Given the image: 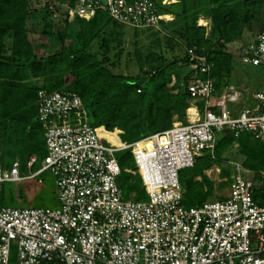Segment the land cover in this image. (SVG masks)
Wrapping results in <instances>:
<instances>
[{"label": "built area", "instance_id": "built-area-1", "mask_svg": "<svg viewBox=\"0 0 264 264\" xmlns=\"http://www.w3.org/2000/svg\"><path fill=\"white\" fill-rule=\"evenodd\" d=\"M174 1L72 0L67 20L89 21L103 12L120 26L161 32L160 22L170 23L173 16L157 9ZM234 56L241 65L261 70L248 101L232 85L217 94L212 65L188 49L186 90L193 113L186 123L174 121L170 130L132 144L121 142V131L119 146L100 136L98 130L104 128L89 125L77 95L38 90L45 157L29 176L21 175L18 162L4 170L0 138V185L48 172L58 207H0V264H10L13 247L15 264H264V204L254 200L257 193L264 198V173L255 178L229 162L225 197L191 208L182 203L179 173L204 154L213 158L216 134L228 131L238 138L244 133L264 143V33L240 45ZM147 140L149 148L136 149ZM124 150L134 163L124 173L138 176L145 200H134V192L128 200L123 197L115 155ZM35 161V156L29 158V171ZM210 171L205 172L208 178Z\"/></svg>", "mask_w": 264, "mask_h": 264}, {"label": "trees", "instance_id": "trees-1", "mask_svg": "<svg viewBox=\"0 0 264 264\" xmlns=\"http://www.w3.org/2000/svg\"><path fill=\"white\" fill-rule=\"evenodd\" d=\"M31 1L0 0V138L4 170L15 162L26 165L29 158L35 156L30 171H37L45 157L43 131L37 121L38 90L77 95L91 127H102L112 133L121 131L123 142L132 144L170 130L174 118L186 123L185 112L189 108L186 90L189 73L183 72L187 68L186 50L206 56L212 65L210 77L215 92L219 94L226 86L239 83L233 75L237 60L227 51V46L242 40L243 34L252 27L257 34L264 33V0H177L175 4L159 6L157 11L173 16L170 23L160 22L166 48L173 51L181 46L184 55L169 59L161 51L149 50L142 54L136 49L134 55L140 76L116 75L111 71L115 62L107 54L111 43H120L122 26L103 12H97L89 21L75 18L69 22L66 10L72 7V0H48L44 10L32 9ZM49 6L55 10L64 6L62 27H54L52 12L47 10ZM201 17L210 22L208 33L196 25ZM28 24L38 27L48 38L50 46L46 57L35 54ZM156 41L161 48L160 39ZM96 43H99L101 57L91 51ZM253 69L260 74L259 68ZM142 78L146 79L139 85ZM233 144L241 159L239 164L245 170L252 172L255 178L264 173V143L253 140L248 134L234 138L228 131L220 132L216 134L213 158L204 154L191 168L179 173L184 207L200 206L212 196L213 183L205 172L213 166L220 169L221 179H227L220 182L218 188L228 186L231 169L226 154ZM115 157L121 169L117 182L122 193L134 192V200H145L138 176L124 173L134 164L129 150L119 151ZM32 180L37 185L42 184L37 178L27 181ZM17 187L25 191L30 188L20 187L18 183L0 185V207L23 199L24 192L20 195ZM254 200L264 204L259 193ZM15 261L13 247L10 264Z\"/></svg>", "mask_w": 264, "mask_h": 264}, {"label": "rangeland", "instance_id": "rangeland-1", "mask_svg": "<svg viewBox=\"0 0 264 264\" xmlns=\"http://www.w3.org/2000/svg\"><path fill=\"white\" fill-rule=\"evenodd\" d=\"M47 3H48V0H32L31 8L35 10H44L46 8ZM47 10L52 12L53 23L55 25L54 27L55 28L62 27L63 20L65 19L63 15L64 6L60 7L59 10H55V8L49 6ZM200 19L203 20L206 33H208L209 27H210L209 20L205 19L204 17L199 18L196 22V25L198 27L203 26V25L202 26L199 25ZM28 27L31 31V33L29 34V40L34 48L35 54L38 57H42V58L46 57L48 55V50L50 46L48 38L43 36L40 33V29L38 27H35L34 25H31V24H28ZM122 27L123 28H121L120 31L123 35L119 37L120 43H115V42L111 43L109 46L108 54H107L110 60L115 62V67H112L111 71L116 75H125V76H132V77L140 76L138 66L136 63V58L134 55L136 49L140 50L142 54H146L149 50L157 52V53L161 51L166 56H168L169 59L171 57H182L184 55V49L181 46L175 47L173 51L166 48L164 40L162 39V37L165 36V34L162 31L160 32L161 35L157 36L155 32L159 33V31H154L153 29H143V30L134 29L133 30L128 27H124V26ZM256 35H257V31L255 27H252L251 31L250 30L246 31L243 34L242 40L237 41L233 44H229L227 46V51L232 53L234 56L240 45L252 40ZM157 38H159L162 43L161 48L158 47V44L156 41ZM8 46H9V43H6V47ZM98 47H99V43L98 44L96 43L95 45L91 47V51L98 53L100 56V51ZM150 47L152 48L150 49ZM114 56H118V58L116 59V57ZM234 58L237 60V57L234 56ZM237 62L235 64V71L233 72V75L234 77L237 78L239 83L238 84L233 83V86H235V88H237L241 92L243 98L245 99L250 94L249 93L250 89L254 87V86L252 87V84L254 82L256 83V81H259V79L261 78V75L258 74V71L253 69L252 67L239 66ZM186 71H187V68H184L183 72H186ZM244 76L247 77V79L249 80H245L246 78ZM119 139L121 140V142H123L122 137H119ZM226 157L228 158V166H229V162H235L239 164L241 160L240 156L237 154V150H236V147H234V144H233L231 151H229L226 154ZM132 169H134V164L132 165ZM19 172L21 173L22 176H29L35 171L34 170L29 171L26 165L21 164L19 167ZM208 176H209L208 179L213 183V187H214V192L212 196L208 199V201H214V200H217L218 198L225 197L227 194L228 186L224 187L223 189L218 188V184L222 181L218 182V180H221V178L216 173L214 167L211 168V171ZM38 180H42L41 185H37L36 183H34L36 181H33V180L27 181V182L23 181L24 183H18V186L20 187H30V188H27L26 191L24 190L25 188H23L24 190L23 191L22 189L17 187L16 192H18L20 195L24 192L25 195L23 194L24 196L23 199H19L16 202V204L7 205V207L19 208V209H24V208L54 209V208H57L58 201H57L56 194H55L54 178L52 177V175L48 172L44 173L42 176L38 178ZM31 188H33L35 191L32 192L33 190H31ZM29 191H31V194L29 193ZM128 195L129 194H127V192L123 194V197L125 200H128V197H129Z\"/></svg>", "mask_w": 264, "mask_h": 264}, {"label": "bare ground", "instance_id": "bare-ground-1", "mask_svg": "<svg viewBox=\"0 0 264 264\" xmlns=\"http://www.w3.org/2000/svg\"><path fill=\"white\" fill-rule=\"evenodd\" d=\"M199 25H203L204 26V22L202 19L199 20ZM206 24V23H205ZM98 134L102 137H105L109 143L113 144V145H116V146H119L120 145V141L119 139L117 138V134H118V130H116L114 133H106V131L104 132L103 129H99L98 130ZM151 145V142L149 140L147 141H144V142H139L137 143V146L136 148L137 149H140L142 147H150Z\"/></svg>", "mask_w": 264, "mask_h": 264}, {"label": "crops", "instance_id": "crops-1", "mask_svg": "<svg viewBox=\"0 0 264 264\" xmlns=\"http://www.w3.org/2000/svg\"><path fill=\"white\" fill-rule=\"evenodd\" d=\"M177 2V0L174 2V3H171V4H175ZM203 28H205V26H202ZM238 61V60H237ZM238 63V65L239 66H243V65H241L239 62H237ZM260 75H261V72H260ZM245 77V76H244ZM246 79L245 80H249V79H247V77H245ZM260 80V79H259ZM173 83V82H172ZM257 83V84H256ZM256 83L254 82L253 84H252V87L254 86H258V81H256ZM172 85V84H171ZM230 85H232L233 86V84H230ZM256 86V87H257ZM235 87V86H234ZM253 87V88H254ZM252 92V89H250V92L249 93H251ZM248 96L244 99V102L245 101H248ZM196 105H199V104H196ZM194 108H195V105H192L190 102H189V108L186 110V112H185V120H186V117L190 114V113H193V111H194ZM174 121H177L176 120V118H174ZM253 139V138H252ZM254 140V139H253ZM256 141V140H255ZM261 143V142H260Z\"/></svg>", "mask_w": 264, "mask_h": 264}, {"label": "water", "instance_id": "water-1", "mask_svg": "<svg viewBox=\"0 0 264 264\" xmlns=\"http://www.w3.org/2000/svg\"><path fill=\"white\" fill-rule=\"evenodd\" d=\"M146 78H142L140 81H139V85H142L143 82L145 81Z\"/></svg>", "mask_w": 264, "mask_h": 264}]
</instances>
